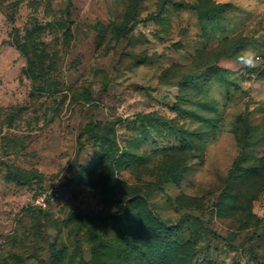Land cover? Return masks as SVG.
Returning <instances> with one entry per match:
<instances>
[{
	"label": "rangeland",
	"instance_id": "obj_1",
	"mask_svg": "<svg viewBox=\"0 0 264 264\" xmlns=\"http://www.w3.org/2000/svg\"><path fill=\"white\" fill-rule=\"evenodd\" d=\"M71 3L0 0V264H97L75 216L134 191L191 264H264V0Z\"/></svg>",
	"mask_w": 264,
	"mask_h": 264
},
{
	"label": "trees",
	"instance_id": "obj_2",
	"mask_svg": "<svg viewBox=\"0 0 264 264\" xmlns=\"http://www.w3.org/2000/svg\"><path fill=\"white\" fill-rule=\"evenodd\" d=\"M67 9L71 0H67ZM147 157V156H145ZM130 160L142 162L128 153L121 154L112 165H104L107 180H112V170ZM245 157L240 156L230 169V174H237ZM252 169H245L251 172ZM148 195L132 192L122 199V208L113 215L98 212L93 215H76L79 220L89 218L101 220L111 230L108 238L90 231L93 241L92 259L97 264H191L195 251L189 242L177 238L173 226L162 221L154 213L148 202Z\"/></svg>",
	"mask_w": 264,
	"mask_h": 264
}]
</instances>
